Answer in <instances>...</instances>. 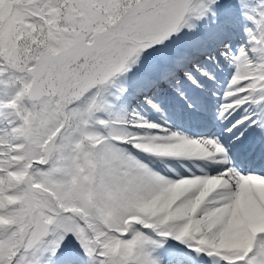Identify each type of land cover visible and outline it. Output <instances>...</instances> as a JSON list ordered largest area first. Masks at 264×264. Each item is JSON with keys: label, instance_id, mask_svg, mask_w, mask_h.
I'll use <instances>...</instances> for the list:
<instances>
[{"label": "snow or ice", "instance_id": "snow-or-ice-1", "mask_svg": "<svg viewBox=\"0 0 264 264\" xmlns=\"http://www.w3.org/2000/svg\"><path fill=\"white\" fill-rule=\"evenodd\" d=\"M0 264H264V0H0Z\"/></svg>", "mask_w": 264, "mask_h": 264}]
</instances>
